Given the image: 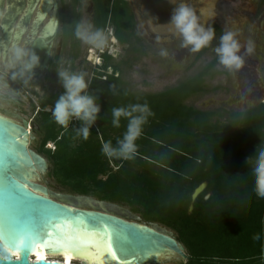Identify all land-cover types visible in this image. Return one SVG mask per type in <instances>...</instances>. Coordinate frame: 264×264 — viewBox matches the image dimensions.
Returning <instances> with one entry per match:
<instances>
[{
  "label": "trees",
  "instance_id": "trees-1",
  "mask_svg": "<svg viewBox=\"0 0 264 264\" xmlns=\"http://www.w3.org/2000/svg\"><path fill=\"white\" fill-rule=\"evenodd\" d=\"M92 3V31L105 35L111 27L117 40L131 44L136 52L134 42L141 39L128 0ZM79 24L66 29V39L75 40L73 63L81 55L75 36ZM98 59L89 92L98 97L102 111L87 140L78 134L84 127L81 121L73 119L64 128L52 116L64 89L40 103L36 116L42 139L37 153L51 165L50 176L70 195L127 207L146 223L175 231L186 249L187 264H264V200L252 191L246 162L255 147L264 145V103L244 112L188 105L210 92L207 80L216 76L217 56L197 75L153 94L130 91L123 80V64L113 55ZM145 102L154 115L136 141L134 157L105 156L102 144L111 141L118 146L128 125L122 119L119 128L113 127L111 109ZM203 184L207 188L193 201ZM257 234L258 241L253 239Z\"/></svg>",
  "mask_w": 264,
  "mask_h": 264
},
{
  "label": "water",
  "instance_id": "water-1",
  "mask_svg": "<svg viewBox=\"0 0 264 264\" xmlns=\"http://www.w3.org/2000/svg\"><path fill=\"white\" fill-rule=\"evenodd\" d=\"M14 1L22 4V0ZM140 1L133 0V4L144 37L162 44L176 39L169 22L175 7L184 0H145L141 8L136 5L141 4ZM16 2L11 1L8 13L3 16L5 0H0V20L4 17L2 28L7 41L11 39L8 29L20 11ZM28 2L26 23L31 21L37 9L40 22L50 12L53 13L42 35L33 39L30 48L40 57V64L29 76L31 79H39L50 62L60 27V5L59 0ZM188 4L199 13L194 3ZM139 10L149 15V27L143 22ZM230 21L228 19V23ZM203 22L206 27L210 26V22L219 23L213 17H206ZM258 100L261 101V97ZM262 103L264 101L256 106ZM33 129L29 120L20 122L0 113V242L11 252L19 253V259L12 258L13 264H66L44 259L33 262L31 259L37 252L62 255L55 243H46L49 238L45 231L49 221L56 222L62 218L95 229L96 238L101 243L110 239L118 260L108 257V264H183L188 260L186 249L177 235L159 224L144 222L130 209L92 197L60 194L50 190L45 176L51 173V165L31 148L33 144H39ZM206 188L207 184L201 185L194 193L193 201ZM33 240L35 243H32Z\"/></svg>",
  "mask_w": 264,
  "mask_h": 264
},
{
  "label": "rangeland",
  "instance_id": "rangeland-1",
  "mask_svg": "<svg viewBox=\"0 0 264 264\" xmlns=\"http://www.w3.org/2000/svg\"><path fill=\"white\" fill-rule=\"evenodd\" d=\"M132 2V0H130ZM251 3L256 8L255 13L244 12L243 17L235 13V8L229 1L220 0L217 4L216 11L225 16V14L232 17L230 26L216 22L213 23L223 32L224 30H237L241 32L240 40L242 44H246L248 40H252L255 44V52L251 56H245V66L238 72L229 73L221 65L214 70L216 76L213 79L207 80V86L210 89L208 94L197 96L188 102L200 110H226L228 112L238 111L244 112L256 107L257 104L249 105L248 102L257 101L258 95L261 100L264 98V3L262 0H251ZM130 4V3H129ZM131 5V4H130ZM62 19L63 29L66 34L67 27H72L79 22L80 24L90 25L93 27V3L92 0H81L80 5H76L74 0H62ZM131 8V7H130ZM134 17L136 14L131 8ZM235 13V14H234ZM241 18H240V17ZM227 18V17H225ZM245 19V20H243ZM137 20V19H136ZM138 23V20H137ZM139 25V24H138ZM134 26V25H133ZM140 26V25H139ZM134 29L140 37L141 42H134L136 52L130 49V45H123L112 35V29L106 34L108 38L105 48L112 53L116 63L123 64V80L126 87L133 93H160L167 89L179 85L181 82L197 75L202 69L208 66L215 58V47L219 45V35L222 32H217V39L210 46V49L201 53H193L188 49L180 47V39L177 37L172 42L162 44L160 42H152L144 37L136 25ZM62 30V29H61ZM62 39V31L57 38V48L60 50ZM66 41V40H65ZM62 50V56L56 61L57 69H53L52 73L45 76L37 83L27 85L24 82V90L27 92L24 98L23 111H18L23 118L31 119L32 111L35 109V114L39 111L41 101L52 94L64 89L59 77L60 71H68L70 73H84L86 79L90 82L94 75V70L100 62L99 48L87 45L80 40L79 48L81 51L80 58L76 62H72V54L75 49V40L69 39ZM115 45V47H113ZM166 49L169 53L167 57L161 56V50ZM243 54V50H242ZM110 55V54H108ZM128 61V63H127ZM2 72V69H0ZM112 72L109 70V73ZM6 81L14 84L11 80V72L6 77ZM16 86V84H14ZM3 108V105L0 104ZM37 116L35 117L34 134L39 140V144H33L31 148L34 151H39L40 141L42 135L39 134L37 127ZM52 146V145H51ZM45 180L49 184L50 190L60 194H69L67 190L61 187L50 174L45 176ZM127 208V207H125ZM142 217L141 214L137 213ZM161 226V225H160ZM166 228L164 226H161ZM168 231L176 232L166 228ZM185 260L183 264H187ZM81 264V262H75ZM164 264H178V263H164ZM190 264H199L191 262Z\"/></svg>",
  "mask_w": 264,
  "mask_h": 264
},
{
  "label": "clouds",
  "instance_id": "clouds-1",
  "mask_svg": "<svg viewBox=\"0 0 264 264\" xmlns=\"http://www.w3.org/2000/svg\"><path fill=\"white\" fill-rule=\"evenodd\" d=\"M211 16H214V12L210 13L201 9L198 13L194 7L187 3H180L175 7L169 23L170 29L181 41V48L197 53L213 44L217 39V32L214 27H205L202 19ZM109 29L112 28L109 27L104 35L100 30L92 31L90 25L79 24L76 27L75 36L85 44L100 49L106 45L108 38L110 40L111 35L106 38ZM111 33L115 36L113 29ZM240 35L239 29L224 30L219 35V45L214 49L218 63L229 73L243 69L245 56H251L255 52L254 42L248 40L246 44H242ZM104 54L112 55L107 50ZM160 55L167 57L169 53L163 49ZM39 64L40 57L34 51L22 44L13 42L6 52L0 53V69H2L0 72V95L5 94L8 89L5 81L9 72H11L12 80L26 76L30 79L29 74ZM58 75L64 93L56 101L52 116L55 122L64 128H67L73 119L81 121L84 127L79 130L78 134L87 140L91 128L96 124L102 111L98 97L89 92V81L84 73L60 71ZM153 115L154 113L146 102L131 104L126 107H113L111 109L112 126L119 128L121 120L126 119L128 121L127 131L123 138L118 141L116 147L112 145L111 141L104 142L101 149L102 153L108 157L132 159L137 151L136 141L142 135L144 126ZM246 162L252 176V191L258 199L264 200V145L255 147L254 152ZM253 239L260 240V235H255ZM7 252L8 250L0 242V264H13V256L19 259V253L13 252L10 256Z\"/></svg>",
  "mask_w": 264,
  "mask_h": 264
},
{
  "label": "flooded vegetation",
  "instance_id": "flooded-vegetation-1",
  "mask_svg": "<svg viewBox=\"0 0 264 264\" xmlns=\"http://www.w3.org/2000/svg\"><path fill=\"white\" fill-rule=\"evenodd\" d=\"M11 1L12 2H16L14 0H5V8H4L3 16L8 13V10H9L8 6L11 3ZM224 1H226V0H224ZM128 2L131 4V5L130 4L129 5H130V7L133 9V11L135 13V6L133 4V0H132V2H130V0H128ZM140 2H141V4L137 3L136 5H137V7L141 8L142 5L145 3V0H141ZM16 3H17V6H19V10L20 11L17 13V18L14 20L15 21L14 24L8 29V33L10 34V38H11L10 41H7V39H5L4 35H3L2 25H3V18L4 17L0 20V51L2 53L6 52L7 49L11 46V44L13 42H15L16 44H22V45H24V46H26L28 48H31L33 39L38 38L39 36L42 35L46 25L50 22V20L53 17V13L50 12L49 15L47 16V18L43 19L40 22V20H39L40 12L37 9L34 12L33 16H32L31 21L29 23H26V19L25 18H26V13H27L26 11L28 10L29 2H28V0L27 1L26 0H24V1L22 0V4H19L18 2H16ZM59 5H60V27H59L57 36H56L54 44H53L52 53H51V57H50V62L48 64V66L42 72V74L39 77V79H31V78L29 79L27 76L25 78H17L16 80H12L11 79L12 82L14 84H16V86L14 84H11V83L5 81L7 86H8V89L5 92V94L0 95V102L1 101L5 102V104L0 103V104L3 105V108L0 106V113H2L4 115H7V116H9L11 118H14L15 120H18L20 122H22V120H29L31 122V124L34 126L33 132L35 130V117H36V114L34 112L35 109L32 111V114L30 116L31 119L23 118L18 111L19 110L23 111L22 110L23 109L22 106L25 104L24 103V98H25L27 92L24 90V82L27 85H30L31 83H37L41 79L45 78V76L51 74L53 69H57L58 68V64L56 63V61L62 56L63 47L66 44H68L67 40H69V39H66V34L64 33V29H63V25H62L63 24L62 23L63 22L62 12H61V10H62V8H61L62 7V0H59ZM154 8L155 7H153V10H154ZM139 13H140V10H139ZM140 15H141V18L143 19V22L148 26L149 25V21H148V17L147 16H149V15L148 14L146 15V14H143V13H140ZM225 17L226 16L220 15V19L218 21H219L220 24H225V25H228V27H229L230 24L228 23V18H225ZM135 21H136V25H137L139 31L141 32V23L140 22L137 23L136 17H135ZM213 25L217 26L216 23H213L212 27H213ZM10 30L12 31V33H10L11 32ZM60 31H62V37L64 36V39H62V44H61L60 50H58L56 45H57V38H58V36L60 34ZM151 41H155V40L151 39ZM62 45H63V47H62ZM12 89L15 90V93L13 92ZM259 97L260 96L258 95L257 99Z\"/></svg>",
  "mask_w": 264,
  "mask_h": 264
},
{
  "label": "snow or ice",
  "instance_id": "snow-or-ice-1",
  "mask_svg": "<svg viewBox=\"0 0 264 264\" xmlns=\"http://www.w3.org/2000/svg\"><path fill=\"white\" fill-rule=\"evenodd\" d=\"M45 231L49 238L46 243L49 245L55 243L67 264H71L73 260L83 261L84 264H108V257L118 260L110 239L106 243H101L96 238L95 229L77 224L68 218L56 222L49 221ZM32 243L35 241L33 240ZM36 254L39 255L38 252Z\"/></svg>",
  "mask_w": 264,
  "mask_h": 264
},
{
  "label": "bare ground",
  "instance_id": "bare-ground-1",
  "mask_svg": "<svg viewBox=\"0 0 264 264\" xmlns=\"http://www.w3.org/2000/svg\"><path fill=\"white\" fill-rule=\"evenodd\" d=\"M220 0H184L183 3H194L195 4V7L199 10L201 9H205L207 10L208 12L210 13H213L214 12V16H211L213 18H217L218 20L220 19V14L216 11V8H217V4ZM226 1H229L232 3V5L234 6L233 8L236 7V12L235 13H239L237 15H241V17L245 18L243 15L244 12H250V13H255L256 12V8H254V5L251 3V0H226ZM155 12V10H154ZM225 16L230 20V16L225 14ZM240 17V16H239ZM240 17V18H241ZM206 17H203L202 19H205ZM245 20V19H243ZM206 27V26H205ZM154 38V37H153ZM172 38V37H171ZM152 42H156V41H152ZM264 101V98L259 101H255V102H248L249 105H254V104H258L259 102H263ZM0 103H3L5 104V102H0ZM7 249V248H6ZM8 250V249H7ZM13 252H11L10 250H8L7 254L11 256ZM12 258H16V257H12ZM32 261H39V260H46V261H59V262H62V263H66V260L64 258L63 255H58V254H33L32 256ZM81 262V264H84L83 261H80V260H73L71 261V264H75V262Z\"/></svg>",
  "mask_w": 264,
  "mask_h": 264
},
{
  "label": "built area",
  "instance_id": "built-area-1",
  "mask_svg": "<svg viewBox=\"0 0 264 264\" xmlns=\"http://www.w3.org/2000/svg\"><path fill=\"white\" fill-rule=\"evenodd\" d=\"M105 52H106V48H105V46H104L103 48H100V49H99V53H100V55H101V54H104ZM48 148L52 149L53 146L48 145Z\"/></svg>",
  "mask_w": 264,
  "mask_h": 264
}]
</instances>
